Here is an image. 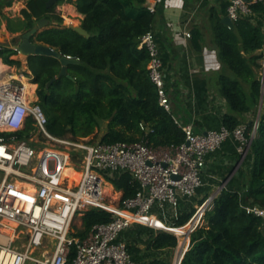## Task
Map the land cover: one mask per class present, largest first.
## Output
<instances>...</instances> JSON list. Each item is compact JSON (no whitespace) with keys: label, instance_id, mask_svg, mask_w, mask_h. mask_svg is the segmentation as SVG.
Returning a JSON list of instances; mask_svg holds the SVG:
<instances>
[{"label":"trees","instance_id":"1","mask_svg":"<svg viewBox=\"0 0 264 264\" xmlns=\"http://www.w3.org/2000/svg\"><path fill=\"white\" fill-rule=\"evenodd\" d=\"M12 1L0 0V28L6 18L9 30L25 33L46 18L48 25L39 28L33 40L81 60L68 66L71 77L63 75L49 87L50 80L60 72L59 59L37 56L28 62L27 67L38 84L39 103L47 115L48 130L53 135L80 139L94 134L90 139L94 142L106 125L100 141L107 143L147 139L159 146L179 145L186 140L182 126L175 120L182 124L189 122L180 117L179 91H171L172 107L167 110L160 103L157 85L150 76L149 53L140 47L142 35L156 28L164 2L151 11L148 7L151 0H64L75 4L84 15L81 25L91 34L86 37L62 26L64 17L57 11V4L48 7V0H27V7L16 20L7 17L4 11ZM251 10L253 14L242 16L229 26L213 7L208 11L206 25L222 64L215 84L228 106L223 123L230 130L246 123L249 137L256 120L248 121L246 114H257L264 91V0L252 4ZM203 36L200 29L194 30L193 43L197 49H202ZM165 42L176 56L173 45L168 39ZM0 46V58L5 63L22 66L21 61L12 57L17 53L14 49ZM31 122L18 131L21 137L29 135ZM240 158L237 154V161ZM233 165L227 166L228 173ZM213 178L204 176L206 181ZM110 181L121 191V200L134 196L140 189V183L130 173L111 177ZM207 198L200 199L199 205ZM245 202L264 207V94L250 149L206 208L203 223L191 232L188 250L180 264H264V220L247 214L242 207ZM189 203L181 204L173 221L175 227L185 225L196 213L195 207L185 209ZM113 217L105 209H88L81 216L82 229L75 236L82 239L94 224L109 222ZM120 239L139 264H173L178 238L170 231L135 223L121 233ZM71 252L73 256L76 244Z\"/></svg>","mask_w":264,"mask_h":264},{"label":"built area","instance_id":"2","mask_svg":"<svg viewBox=\"0 0 264 264\" xmlns=\"http://www.w3.org/2000/svg\"><path fill=\"white\" fill-rule=\"evenodd\" d=\"M260 1L228 0V16L236 21L251 15V5ZM162 2L154 0L148 7L155 11ZM182 33L186 39L192 37L188 29ZM140 47L149 53L150 76L160 103L170 111L168 75L154 29L142 35ZM37 89L31 70L21 75L11 67L0 70V264H139L120 239L121 233L138 223L180 237L173 221L182 201L204 185L209 155L233 139L243 160L258 128L255 121L250 137L246 123L233 130L222 125L197 132L192 123L175 118L186 135L179 145L154 146L147 139L107 143L58 137L48 130ZM29 120V135L21 137L18 131ZM141 127L146 128L143 123ZM69 165L77 169L66 173ZM122 173L138 180L140 189L132 197H120L119 205H109L106 197L114 186L109 180ZM208 199L203 202L207 207L213 201L205 203ZM242 207L264 220V207L246 202ZM91 208L108 210L114 217L94 224L82 239L72 235L73 223Z\"/></svg>","mask_w":264,"mask_h":264},{"label":"crops","instance_id":"3","mask_svg":"<svg viewBox=\"0 0 264 264\" xmlns=\"http://www.w3.org/2000/svg\"><path fill=\"white\" fill-rule=\"evenodd\" d=\"M153 1L151 0L149 4ZM17 3V0H13L10 6L4 8L7 17L17 20ZM228 4V0H164L163 14L154 29L162 49L168 75L169 94H173L171 91L173 92L175 89L179 91L180 117L182 120L192 123L197 132L219 129L224 125L223 118L228 111L226 100L220 96L215 84L216 74L221 70L222 64L218 58L217 49L211 42L210 30L206 27L208 11L214 7L224 18L228 16ZM23 6V8L27 7V0L24 1ZM63 8L68 10L66 13L75 16L76 20L84 18V15L77 11V7L73 3L66 1L63 3ZM197 28L204 35L201 40L202 49H197L193 43V32ZM184 29L192 32L191 38L184 37L182 33ZM1 30H5L6 33H2ZM1 36H3L4 42L0 44L12 48L14 45L12 37L17 36V31L9 30L6 18L2 20L0 38ZM166 39L176 49V56H173L167 47ZM5 67H11L14 73L17 71V66L14 68V65L7 64L0 58V70ZM187 97L190 99L187 100ZM257 115L258 112L257 114L249 112L246 114V119L248 121L256 120ZM237 154L236 142L233 139L227 140L221 149L209 155L205 169L206 178L219 179V188L226 179L227 184L242 162L241 158L237 161ZM231 165H233V169L228 173L227 166ZM224 176L226 177L224 178ZM192 199L191 197L185 198L182 203L191 202ZM147 221L152 222L150 219ZM152 223L161 226L159 223ZM178 230L180 233L185 231L182 228H177L176 231Z\"/></svg>","mask_w":264,"mask_h":264},{"label":"water","instance_id":"4","mask_svg":"<svg viewBox=\"0 0 264 264\" xmlns=\"http://www.w3.org/2000/svg\"><path fill=\"white\" fill-rule=\"evenodd\" d=\"M59 1L60 0H48L47 6L52 7L53 5L58 4ZM222 21L229 26L234 25V21L230 18V16H225L222 19ZM48 23H49V20L46 18H43L38 22L37 27L31 29L28 32L21 33L20 34L22 37L21 40L17 41V38H16L17 36L12 37L13 42H14L12 49H14L16 52H18L22 56V60H23V62L25 60L26 66H28V58H30L31 56H33V57H37V56H54V57H57L61 63V69H60L59 74L56 77L52 78L50 80V82L48 83V85H51L52 82L56 81L58 78L62 77L63 75H67V76L71 77V75L68 72V66L70 64H74V63L78 64L81 62V60L79 58H75L72 56L69 57L68 55L60 53L57 49H55L52 46H49V45H46L43 43H38V42L33 40V35H35L38 32L39 28L46 27L48 25ZM67 27H70V28L76 30L77 32H79L80 34H82L86 37L91 36V34L88 32V30L85 29L82 25H75L74 23H68ZM1 32L6 33L5 30H1ZM262 81H263V85H264V74H263V80ZM263 94H264V91L262 92L260 104L258 107V115H257V121H256L257 124H259V119H260V115H261V111H262V107H263ZM253 137H252V139H253ZM252 139H251V143H252ZM226 181H227V179L224 181V183L221 185V187L217 191H215L209 198L214 199L217 196V194L220 192V190L224 187V185L226 184ZM201 208L203 211L202 213H204L206 210V204H204ZM189 235H190V233H188V236ZM176 257H175V259H176ZM180 263H181V261H180Z\"/></svg>","mask_w":264,"mask_h":264},{"label":"rangeland","instance_id":"5","mask_svg":"<svg viewBox=\"0 0 264 264\" xmlns=\"http://www.w3.org/2000/svg\"><path fill=\"white\" fill-rule=\"evenodd\" d=\"M24 1L25 0H17V2H18L17 3V17H20L21 16V9L24 7L23 6ZM64 2H66V1L61 0L56 5L57 11L60 12L63 15V17H64V21L62 23V26H67L68 23H74V22H75L74 23L75 25H81L82 20H80L79 17H78L79 20L78 19L76 20L75 19L76 18L75 16L69 14L68 12L66 13V11H68V10H66V9L63 8V3ZM66 16H68V17L66 18ZM73 19H75V20H73ZM19 35H20V32H17V36H19ZM1 42H4L3 36H1V38H0V43ZM12 57L15 58V59H22V56L20 54L13 55ZM16 66H17V71L15 72L16 74H20V75L21 74H26L29 71L28 67L25 64V60H24V62L22 64V66H18V65H16ZM16 66L14 65V68ZM189 99L190 98L187 97V100H189ZM256 121H257V119H256ZM105 127H106V125H105ZM105 127H104V129L102 131H100L98 133V135L96 137V140H100L101 136L103 135V133L105 131ZM93 136H94V134L91 135V136H89V137H86V138L91 139ZM68 137H70V136H68ZM70 166H72V165H70ZM219 182H220V180L217 179V178H213L211 180L210 179H207V181L205 179V183H204L203 187H201V189L198 190L197 193L194 196L191 197V198H193L192 199L193 202L191 201L189 204H187L185 206V209L186 210H190L193 207L197 208L196 213L192 216V218L185 225H183L181 227H178V228H184V230H185L188 227V224H190L191 221L193 222V220H194L195 216L197 215L198 211L204 205V204L199 205L200 199H202L205 196H208V198H209L215 191H217L219 189L218 186L220 185ZM109 187H112V186L110 185ZM121 195H122L121 191H118L113 186L112 191H110L109 194H108V196L106 197L107 198V201H108V204L109 205H112V204L113 205L114 204L119 205V200H120ZM206 208H207V206H206ZM204 213H202V215L200 217V220L198 219L197 220L198 222L196 221L197 222V225L196 226H198L199 224L203 223V218L202 217H203ZM81 229H82V221H81V217H78V219H76V221L72 225V229H71L72 235H75V233L79 232ZM178 232L180 233L179 230H178ZM189 239H187L185 236H182V233H180V237H178V246L175 249L174 255H173V258H172L173 263H174L175 257L177 256V252L179 250H181L183 243H184V248H185V249L183 248L184 249L183 256H184V254L188 250V247H189V244H190V240Z\"/></svg>","mask_w":264,"mask_h":264},{"label":"bare ground","instance_id":"6","mask_svg":"<svg viewBox=\"0 0 264 264\" xmlns=\"http://www.w3.org/2000/svg\"><path fill=\"white\" fill-rule=\"evenodd\" d=\"M74 22V21H73ZM75 23V22H74ZM74 169H77V167H74L73 165L72 166H68L67 168H65V171H66V173H71V171H73ZM72 174L73 175H75L76 177H78L80 174H78V173H76V172H72ZM74 184V183H73ZM210 199L211 198H209L205 203H208L209 201H210ZM202 208L198 211V213H197V215L195 216V218H194V220H193V224L192 223H190V224H188V227L185 229V231L182 233V234H184V236L185 237H188L189 238V236H188V233H189V230H190V228H192L198 221V219L200 220V217H201V215H202ZM78 219V218H77ZM197 221V222H196ZM182 229H184V228H182ZM184 243H183V245H182V248H181V250H179L178 252H177V257H176V260H175V264H179V262H180V260L182 259V256H183V253H184ZM176 254V253H175ZM174 264V263H173Z\"/></svg>","mask_w":264,"mask_h":264},{"label":"flooded vegetation","instance_id":"7","mask_svg":"<svg viewBox=\"0 0 264 264\" xmlns=\"http://www.w3.org/2000/svg\"><path fill=\"white\" fill-rule=\"evenodd\" d=\"M20 34H21V33H20ZM16 38H17V41H19V40L22 39L21 35L17 36ZM17 54H19V53L17 52L15 55H17ZM32 57H33V56H31L30 58H28V62H29V60H30ZM16 60L21 61L22 64H23V60H22V59H16ZM47 86L49 87V85H47Z\"/></svg>","mask_w":264,"mask_h":264}]
</instances>
